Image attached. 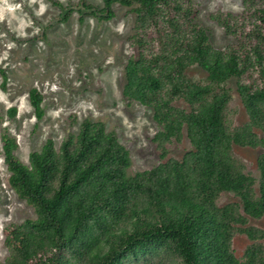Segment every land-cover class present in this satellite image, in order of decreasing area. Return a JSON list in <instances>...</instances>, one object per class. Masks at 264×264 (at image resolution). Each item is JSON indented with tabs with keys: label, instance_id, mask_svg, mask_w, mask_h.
Masks as SVG:
<instances>
[{
	"label": "trees",
	"instance_id": "16d2710c",
	"mask_svg": "<svg viewBox=\"0 0 264 264\" xmlns=\"http://www.w3.org/2000/svg\"><path fill=\"white\" fill-rule=\"evenodd\" d=\"M116 3L137 14L131 44L138 51L128 59L125 96L153 109L162 159L166 144L184 132L193 149L181 160L130 174L132 158L117 133L87 118L59 151L49 139L27 166L15 155V137L3 133L10 185L35 207L37 218L5 227L12 254L0 264H168L165 258L264 264V230L248 225L264 218V155L257 161L259 181L232 155L234 145L263 142L253 129L264 132V0H247L239 15L217 14L238 39L227 51L213 47L193 0H103L102 7L81 0L80 12L108 20ZM193 64L207 71L208 83L187 77ZM232 78L251 120L235 131L225 121L231 95L222 86ZM29 98L42 119L43 95L33 88ZM181 102L188 109L178 107ZM223 192L238 202L220 206ZM236 232L253 241L242 258L233 250Z\"/></svg>",
	"mask_w": 264,
	"mask_h": 264
},
{
	"label": "rangeland",
	"instance_id": "374dc122",
	"mask_svg": "<svg viewBox=\"0 0 264 264\" xmlns=\"http://www.w3.org/2000/svg\"><path fill=\"white\" fill-rule=\"evenodd\" d=\"M58 1L61 8L55 4ZM103 6V0H87ZM197 21L207 31L214 48L227 51L238 39L227 33L216 16L220 12L239 15L247 0H193ZM81 0H0V263L11 256L4 229L14 223L24 226L36 219L35 207L22 199L9 182L11 172L5 161L2 134L15 137V155L30 166V154L41 151L49 139L57 151L69 135L77 136L85 119L103 122L113 130L132 158L130 174L149 170L166 160H181L193 149L184 132L180 139L166 144L168 154L161 158L155 138L160 126L152 108L124 94L126 66L137 47L131 38L137 28L133 7L116 3L114 17L99 20L91 12H80ZM71 10L68 19L67 11ZM157 47L160 39L156 32ZM187 77L201 84L209 82L208 73L199 64L190 65ZM231 95L224 116L230 131L251 124L237 90L236 80L222 85ZM37 88L43 95L44 116L38 120L29 93ZM178 107L187 108L183 102ZM16 108V114L10 110ZM254 133L263 141L256 146L234 145L233 157L245 173L260 180L257 161L264 155V132ZM238 202L232 193L223 192L220 206ZM248 225L264 230V218L250 219ZM264 245V239L259 241ZM253 241L242 232L233 238V250L242 258ZM168 264L179 260L164 259Z\"/></svg>",
	"mask_w": 264,
	"mask_h": 264
}]
</instances>
